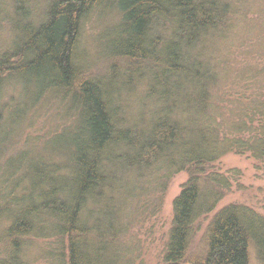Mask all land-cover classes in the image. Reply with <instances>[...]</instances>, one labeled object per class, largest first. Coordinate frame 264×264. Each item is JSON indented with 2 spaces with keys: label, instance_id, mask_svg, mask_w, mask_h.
Masks as SVG:
<instances>
[{
  "label": "trees",
  "instance_id": "1",
  "mask_svg": "<svg viewBox=\"0 0 264 264\" xmlns=\"http://www.w3.org/2000/svg\"><path fill=\"white\" fill-rule=\"evenodd\" d=\"M104 1L47 0L37 21L36 0H0V15H6L0 24L12 39L0 52V101L19 76L31 75L41 86L37 100L61 96L73 112L70 128L51 140L69 137L71 164L64 172L52 162L39 203H29L13 218L1 207L0 188V221L11 222L5 233L12 242L1 260L27 264L24 247L30 240L65 237L68 264H132L137 249L125 238L132 202L140 197L131 190V174L159 169L154 192L162 197L176 175L189 173L173 202L163 264H264L258 256L259 248L264 251V216L237 203L218 209L241 186L242 176L219 171L220 160L248 156L264 171V60L253 57L264 42L248 47L242 63L229 50L236 35L249 29L237 22L246 0H111L120 7L121 43L106 79L92 75L79 58L84 22ZM11 13L25 17L19 32L9 28ZM260 28L261 35L264 24ZM219 40L225 41L226 60L211 53ZM248 45L242 41L240 55ZM144 84L147 108L133 112L129 97ZM17 190L18 185L13 197ZM37 192L32 190L29 201ZM155 201L161 198H143L140 215ZM201 230L202 247L187 260ZM56 256V264H64L62 249Z\"/></svg>",
  "mask_w": 264,
  "mask_h": 264
},
{
  "label": "rangeland",
  "instance_id": "2",
  "mask_svg": "<svg viewBox=\"0 0 264 264\" xmlns=\"http://www.w3.org/2000/svg\"><path fill=\"white\" fill-rule=\"evenodd\" d=\"M46 4L47 0H36L35 20L42 19ZM32 7L29 5L27 9L32 12ZM239 8L238 25L242 27L245 25L249 29L247 33L244 30L242 35L235 33L237 34L234 40L235 47L229 50H232L234 61L242 63L248 47L261 41L264 42V32L259 34L260 27L264 24V0H246ZM117 13L121 14L120 7L111 0H105L103 6L92 11L84 22L79 47V58L82 63L91 66L92 75H104V79L111 77L112 65L114 59L117 58L115 51L121 43L118 35L120 25ZM0 16L6 19L3 12ZM7 17L11 20L12 25L9 28L13 31L19 32L27 24L22 14L15 16L11 13ZM11 41L8 27L4 23L0 24V52L10 47ZM219 41L220 43L214 45L216 51L211 49V53L215 52L212 54L214 56L220 54V57L226 60L221 52L225 41ZM242 41L248 42L249 45L245 46L243 54L240 55ZM259 54V57L258 55L253 57L263 64L264 50ZM223 61H219L218 66H223ZM38 82L35 76H19V81H15L13 86L3 91L4 98L0 101V114L3 113V121H0V158L3 156V159H0V188L3 189L1 207L6 209L13 218L17 214L20 215L22 209L28 207L29 203H39L43 188H46L45 180L53 171L52 162H55L58 167L62 165V169L64 168L66 172L72 159V154L68 153L69 150L72 152L69 137L62 135L55 142L51 141L52 137L62 134L65 128H70L72 117L69 113L73 114L72 103L68 102L69 106H63L61 96L57 99L52 95L41 101L37 100L41 90L40 82L39 84ZM147 89V84L141 85L137 88L134 97L130 95L129 104L133 112L146 110L144 99ZM5 104L7 108L3 109ZM130 116L129 112L127 115L129 121ZM80 138H83L81 134ZM2 151L4 154L1 155ZM41 157L48 158V160L44 158L45 162H43ZM257 165L258 163L248 156L235 154H229L219 161L217 166L219 171L226 173L237 170L242 172V176L241 186L233 187V191L220 202L218 209L237 203L252 207L264 216V171L258 170ZM158 172L159 169L156 172L152 169V172L148 171L143 174L140 172L139 174L137 170L136 173L131 174L130 184L133 187L131 190L135 189V193L140 197L133 201V204L131 203L128 216L132 226L125 238L128 242L132 241L137 249L132 264H163L167 234L173 218V202L180 195L183 185L189 178V173L176 175L167 185L165 197H162L161 192H154V187L158 184ZM16 185H18V193L13 197L12 191ZM138 187L141 189L140 192H138ZM33 189L34 192L35 190L38 192L37 195L34 194V200L29 201ZM145 197L146 199L159 197L161 202L155 201L156 205L152 209L140 215L141 201ZM211 218L212 216L208 220ZM10 223L6 219L0 221V264H4L6 260L3 261L5 258L2 260L1 258L4 253L6 257L12 247V242L5 233ZM207 223L208 221L204 222L203 227ZM261 232L264 234L263 228ZM202 236L204 237V234L201 230L192 243L187 260L200 251ZM61 249L60 258L63 257L64 264H68L69 249L65 237L32 239L24 247V257L27 264H56V253ZM258 256L264 257V251L260 248Z\"/></svg>",
  "mask_w": 264,
  "mask_h": 264
}]
</instances>
